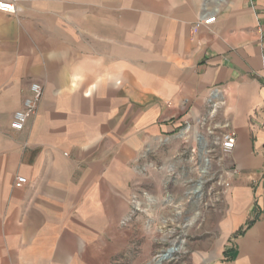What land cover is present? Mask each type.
<instances>
[{
    "label": "crops",
    "instance_id": "0c3cea01",
    "mask_svg": "<svg viewBox=\"0 0 264 264\" xmlns=\"http://www.w3.org/2000/svg\"><path fill=\"white\" fill-rule=\"evenodd\" d=\"M15 4L0 11V264H108L134 233L122 221L145 149L213 102L237 133L225 232H244L217 264H264V0ZM33 83L43 97L16 131Z\"/></svg>",
    "mask_w": 264,
    "mask_h": 264
},
{
    "label": "rangeland",
    "instance_id": "374dc122",
    "mask_svg": "<svg viewBox=\"0 0 264 264\" xmlns=\"http://www.w3.org/2000/svg\"><path fill=\"white\" fill-rule=\"evenodd\" d=\"M220 108L190 119L175 137L145 149L137 165L141 181L131 197V212L122 221L123 227L132 225L134 233L108 264H151L169 248L178 252L163 264L236 260L239 251H224L244 232H225L238 220L232 214L240 203L230 194L229 180L235 172L221 150L220 137L228 128L219 118ZM204 158L209 160L206 174L200 172ZM201 181L202 190L193 193Z\"/></svg>",
    "mask_w": 264,
    "mask_h": 264
},
{
    "label": "built area",
    "instance_id": "2783aa9c",
    "mask_svg": "<svg viewBox=\"0 0 264 264\" xmlns=\"http://www.w3.org/2000/svg\"><path fill=\"white\" fill-rule=\"evenodd\" d=\"M0 11L16 14L18 9L15 4V0L4 1L0 0ZM216 15L213 12L205 13L195 22L192 26V34L196 35L200 29L204 26H209L215 23ZM44 89L40 83H33L31 86V95L25 100L23 108L14 114L11 127L16 131H22L28 120L36 114L38 105L43 97ZM220 94L219 90L215 89L212 92L209 101H213V98L218 97ZM212 107H217V103H212ZM216 110H212L214 112ZM204 124V118L199 119V123ZM237 133L235 130L228 128L223 132L220 137L221 150L225 155H230L236 147ZM28 179L24 176H18L15 179V187L23 188L27 185Z\"/></svg>",
    "mask_w": 264,
    "mask_h": 264
},
{
    "label": "bare ground",
    "instance_id": "6f19581e",
    "mask_svg": "<svg viewBox=\"0 0 264 264\" xmlns=\"http://www.w3.org/2000/svg\"><path fill=\"white\" fill-rule=\"evenodd\" d=\"M208 164H209V160L207 158H204V165L202 166V168L200 169V172L202 174H206L207 173V169H208ZM202 184H204L202 181L193 189V193H199L202 190ZM169 249H167L166 251H164L162 254H160L151 264H163L168 256L170 257L171 255H174L175 253L178 252V250L174 249V252H170ZM168 254V255H167ZM172 257H170L171 259Z\"/></svg>",
    "mask_w": 264,
    "mask_h": 264
}]
</instances>
